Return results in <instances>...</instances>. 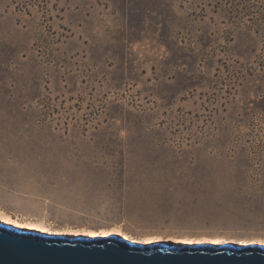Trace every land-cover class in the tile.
Here are the masks:
<instances>
[{
	"label": "rangeland",
	"instance_id": "obj_1",
	"mask_svg": "<svg viewBox=\"0 0 264 264\" xmlns=\"http://www.w3.org/2000/svg\"><path fill=\"white\" fill-rule=\"evenodd\" d=\"M249 18L220 0H0V211L52 233L264 245Z\"/></svg>",
	"mask_w": 264,
	"mask_h": 264
},
{
	"label": "water",
	"instance_id": "obj_2",
	"mask_svg": "<svg viewBox=\"0 0 264 264\" xmlns=\"http://www.w3.org/2000/svg\"><path fill=\"white\" fill-rule=\"evenodd\" d=\"M0 264H264V246L147 245L115 234L54 238L0 222Z\"/></svg>",
	"mask_w": 264,
	"mask_h": 264
},
{
	"label": "bare ground",
	"instance_id": "obj_3",
	"mask_svg": "<svg viewBox=\"0 0 264 264\" xmlns=\"http://www.w3.org/2000/svg\"><path fill=\"white\" fill-rule=\"evenodd\" d=\"M0 222L7 224V225H10L16 229H19L22 232L35 231V232H38L40 234L47 235L49 237H54V238L82 239V238L95 237V234L92 231H87V232H84L81 234H79L78 232H71V231L70 232H59V233L53 232L52 233V231L49 230L48 226L44 225V223H42L41 221H38V220L37 221H35V220H19L17 218L12 217L10 214L2 212V211H0ZM113 233L121 234V231L119 229H111L110 232H108V235H112ZM167 240L172 241V239H169V238ZM159 242H162L161 239H156L153 242H147L145 244L149 245V244H154V243H159ZM165 243H167V242H165ZM202 243L203 244L213 243V244H209L212 246L220 245L217 240L214 241V240H211L210 238H207V237L203 239ZM179 245H181V244H179Z\"/></svg>",
	"mask_w": 264,
	"mask_h": 264
},
{
	"label": "trees",
	"instance_id": "obj_4",
	"mask_svg": "<svg viewBox=\"0 0 264 264\" xmlns=\"http://www.w3.org/2000/svg\"><path fill=\"white\" fill-rule=\"evenodd\" d=\"M220 3L232 6L240 18L249 16L252 27H256V32H259L257 28L264 25V0H220Z\"/></svg>",
	"mask_w": 264,
	"mask_h": 264
}]
</instances>
